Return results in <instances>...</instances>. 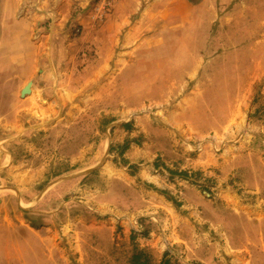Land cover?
Returning a JSON list of instances; mask_svg holds the SVG:
<instances>
[{
  "label": "rangeland",
  "instance_id": "obj_1",
  "mask_svg": "<svg viewBox=\"0 0 264 264\" xmlns=\"http://www.w3.org/2000/svg\"><path fill=\"white\" fill-rule=\"evenodd\" d=\"M14 17L0 70L18 31L41 58L0 80V264H264V0Z\"/></svg>",
  "mask_w": 264,
  "mask_h": 264
},
{
  "label": "crops",
  "instance_id": "obj_2",
  "mask_svg": "<svg viewBox=\"0 0 264 264\" xmlns=\"http://www.w3.org/2000/svg\"><path fill=\"white\" fill-rule=\"evenodd\" d=\"M18 1L19 0H0V32H3L0 39V48L4 42H7V40H4L3 38H6L10 35L8 32L9 29L22 27L24 23L27 25V23L30 22L29 19L26 18L16 19L14 17L18 6ZM13 42L15 43L16 53L6 54V57H4L5 66H3V69L0 70V80L4 77H10V75L12 76L17 72L27 76L30 75L34 70V63L36 60L38 62V60L41 58V56H33V54L30 53L33 47L27 43L26 36L22 31H20V33L18 31V37H16ZM39 50L40 49L38 47L36 49V54L39 53ZM0 87L2 88L3 85L0 84ZM30 88L32 90L33 82ZM27 102L30 103V100Z\"/></svg>",
  "mask_w": 264,
  "mask_h": 264
},
{
  "label": "water",
  "instance_id": "obj_3",
  "mask_svg": "<svg viewBox=\"0 0 264 264\" xmlns=\"http://www.w3.org/2000/svg\"><path fill=\"white\" fill-rule=\"evenodd\" d=\"M32 80L27 81V83L20 89V96L23 97L25 94L30 93Z\"/></svg>",
  "mask_w": 264,
  "mask_h": 264
},
{
  "label": "built area",
  "instance_id": "obj_4",
  "mask_svg": "<svg viewBox=\"0 0 264 264\" xmlns=\"http://www.w3.org/2000/svg\"><path fill=\"white\" fill-rule=\"evenodd\" d=\"M114 1H116V0H99V2H100V7H101V8L108 7V6H110Z\"/></svg>",
  "mask_w": 264,
  "mask_h": 264
},
{
  "label": "trees",
  "instance_id": "obj_5",
  "mask_svg": "<svg viewBox=\"0 0 264 264\" xmlns=\"http://www.w3.org/2000/svg\"><path fill=\"white\" fill-rule=\"evenodd\" d=\"M135 258H137V257H135ZM134 263H137V262H134ZM137 264H148V263L143 262V263H137ZM158 264H178V263H172L169 259L165 258V259H162ZM194 264H199V263H194Z\"/></svg>",
  "mask_w": 264,
  "mask_h": 264
}]
</instances>
